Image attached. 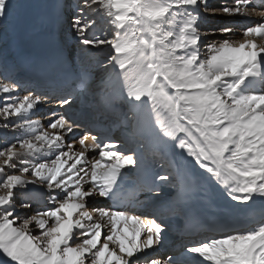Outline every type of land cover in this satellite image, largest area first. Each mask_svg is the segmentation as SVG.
<instances>
[{"label": "snow or ice", "instance_id": "6c2138e0", "mask_svg": "<svg viewBox=\"0 0 264 264\" xmlns=\"http://www.w3.org/2000/svg\"><path fill=\"white\" fill-rule=\"evenodd\" d=\"M20 7L0 0V34ZM217 15L251 23L205 28ZM68 30L73 51L53 44L27 78L0 55L18 133L0 148V264H264V211L201 207L264 202V0H74Z\"/></svg>", "mask_w": 264, "mask_h": 264}, {"label": "rangeland", "instance_id": "374dc122", "mask_svg": "<svg viewBox=\"0 0 264 264\" xmlns=\"http://www.w3.org/2000/svg\"><path fill=\"white\" fill-rule=\"evenodd\" d=\"M28 1L29 0H23V4L21 5L22 7H21V9L19 10V16L21 17L22 16V14H23V12H25V9L27 10V7H26V4L28 3ZM41 1H46V0H41ZM47 1H49V0H47ZM230 3H232V0H221V1H219V0H215V1H213L212 2V6L214 7V8H220V7H222L224 4H230ZM72 6L70 7L71 8V12H70V17H71V13H72V10H73V7H74V0L72 1V4H71ZM258 11H259V9H258ZM28 14V13H27ZM18 16V17H19ZM209 19H210V22H209V24L207 25V27H205V28H207V29H212V28H222V27H224V26H226V25H233V26H235L236 27V30H237V33H239L240 31H242V29L241 28H238L237 26H236V23H237V19L238 20H242L241 18H243V17H235V18H229V17H227V16H223V15H217V16H210V17H208ZM18 20H19V18H18ZM17 20V21H18ZM16 21V20H15ZM13 27V26H12ZM10 29H11V25L9 26V28H8V30L5 32V33H3V34H0V49H2V48H4L6 45H7V43L10 41V39H11V37H10V35H9V31H10ZM69 33H70V31H69ZM97 35H100V33L99 32H97ZM236 39H239V35H237L236 37H235ZM211 39H213V40H220V39H223V37H221V36H214V37H211ZM10 43V42H9ZM257 43L258 44H264V40H257ZM76 44V41H74V45ZM102 48H103V52H99V53H96V56L97 57H101L102 59H103V55H106L107 54V46L106 45H104V46H101ZM78 50V49H77ZM10 53V52H9ZM101 53H103V54H101ZM0 54H4V53H2V51L0 50ZM7 54V53H6ZM5 54V55H6ZM100 54V55H99ZM22 95V94H21ZM1 96V95H0ZM11 119V118H10ZM4 123H6V121L2 118V117H0V133L1 132H3V127H2V125L4 124ZM10 136V135H9ZM0 138H2V136H0ZM7 141L6 139H3V141ZM10 142V140H8V143ZM4 146V145H3ZM1 148V147H0ZM103 200L104 199H102L101 198V200H99L97 203H99V205L98 206H106V204H104L103 203ZM101 204V205H100ZM103 204V205H102ZM97 205V204H96Z\"/></svg>", "mask_w": 264, "mask_h": 264}, {"label": "bare ground", "instance_id": "6f19581e", "mask_svg": "<svg viewBox=\"0 0 264 264\" xmlns=\"http://www.w3.org/2000/svg\"><path fill=\"white\" fill-rule=\"evenodd\" d=\"M39 1H41V0H31V1H29L27 4H26V7H27V10L25 9V12H23V14H22V16L20 17H18L19 18V20L18 21H20V27H19V31H18V33L17 34H15L14 36H13V39H12V41L9 43V44H14L15 46H17L18 44H19V42H20V40H21V34L22 33H25L27 30H28V21L27 20H24L23 19V17L25 16V15H27V16H29L30 14H31V12H32V10H33V8L32 7H30V6H28V4L29 3H33V4H37ZM211 2V1H210ZM28 13V14H27ZM209 17V16H208ZM208 17H207V20H208ZM18 18H16V20L18 19ZM207 20H206V22H207ZM19 32H20V34H19ZM19 34V35H18ZM2 40V39H1ZM9 60V59H8ZM23 75H27V74H22L21 76H23ZM0 79H3V77L2 76H0ZM21 93V92H20ZM22 95H24L25 93H21ZM1 95V94H0ZM48 105V104H47ZM45 105L44 106V108H47L48 106H50V105ZM0 134H2V132L0 133ZM14 135H18V133H14L13 134V136ZM0 136H4V135H0ZM0 143H5V142H1V138H0ZM103 203L104 204H106V200H103ZM143 238V237H142Z\"/></svg>", "mask_w": 264, "mask_h": 264}]
</instances>
